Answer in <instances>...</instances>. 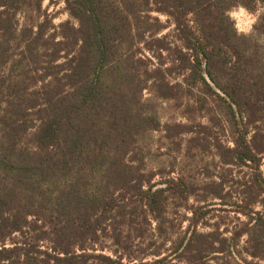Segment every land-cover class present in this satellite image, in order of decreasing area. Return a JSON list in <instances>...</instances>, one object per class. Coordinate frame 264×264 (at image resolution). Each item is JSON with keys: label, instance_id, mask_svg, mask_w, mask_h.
I'll use <instances>...</instances> for the list:
<instances>
[{"label": "trees", "instance_id": "obj_1", "mask_svg": "<svg viewBox=\"0 0 264 264\" xmlns=\"http://www.w3.org/2000/svg\"><path fill=\"white\" fill-rule=\"evenodd\" d=\"M61 1L69 19L57 24L45 0H0V264H175L97 253L95 243L131 197L159 219L169 191L195 196L185 167L196 153L174 161V139L188 134L213 141L220 161L217 173L203 169L206 197H229L227 176L241 181L234 167L249 176L235 201L246 220L230 236L194 230L181 245L189 264H264V14L249 34L231 16L264 0ZM154 12L174 19L181 83L141 57L165 29ZM184 85L200 86L214 120L233 125L232 145L214 139L212 117L199 131L165 120L161 106ZM38 227L46 248L17 237Z\"/></svg>", "mask_w": 264, "mask_h": 264}, {"label": "rangeland", "instance_id": "obj_2", "mask_svg": "<svg viewBox=\"0 0 264 264\" xmlns=\"http://www.w3.org/2000/svg\"><path fill=\"white\" fill-rule=\"evenodd\" d=\"M44 6L56 16L55 23L59 24L69 19L66 5L61 0H55V2L45 0ZM263 14V6H260L257 12H250L244 7L235 8L231 12L238 31L244 34L253 31V26L258 17ZM153 16L160 18L165 25V29L157 36L148 39L147 43L143 45L141 57L148 67L163 69L166 77L173 84L181 83L184 79L182 70L178 64H174V48L181 45L176 36L174 19L159 12H154ZM191 91L184 85V88L178 92L177 97L165 101L160 109L165 120L190 122L195 127V131H199V124L207 123V117L210 121V117L213 118L217 114L216 110L210 111L212 108L208 106L210 105L209 101H212V99L204 93L200 86L193 88ZM209 126L214 127L211 132L215 140L218 138L224 144L232 145L234 127L226 122L224 116L218 115L216 120L213 118V122L209 123ZM175 130L177 131V129ZM203 136L204 134H201V137ZM191 137L192 135L188 134L183 138L184 140H182V137L175 138L173 151L174 161L180 151L185 150L186 152L191 148L192 153H196L187 160L188 163L185 167L186 173L192 176L191 179L198 186L195 196L187 198L175 190L174 193L169 191L164 214L159 219L139 207L134 202L135 197H131L126 207L127 214L117 215L109 220L106 223L107 230L98 235L97 243H95L97 253L124 257L127 260L153 261L154 259L167 257V261L175 264H189L191 256L184 254V246L181 245L184 244L182 241L188 239L194 230L204 233L219 231L230 236L240 226L241 222L246 220L242 214L235 211V201L242 189L240 187L241 183L248 180L249 176L241 178L244 177L245 172L243 170L238 172V169L234 167L233 176L241 181L235 182L231 180V175L227 176L226 192H229V197L225 199L206 197V194H203L205 185V171L203 169L207 167L208 170L213 169V172L216 170L215 173H217L220 168L215 167L220 165V161L216 149L212 146L213 141L192 139ZM262 145L260 144V147H263ZM262 156L264 169V149L262 150ZM168 161H171V159ZM174 163H176L175 167L177 169L183 168V166H180L179 160ZM222 172L225 171L222 169ZM226 174H230V172L228 171ZM176 176L177 173L174 172V177ZM160 179L162 177L157 176L154 181ZM162 186L166 185L163 184ZM228 201H233L234 204L233 202L228 204ZM195 208L198 209V213L194 212ZM261 208L262 206L259 207V209ZM132 210L137 211L139 215L135 220L130 217V211ZM40 226L42 225L40 224ZM17 237L22 241L39 245L42 248H46L51 244L41 227L33 228L24 236L18 235ZM246 239L245 236L241 240V247L246 245Z\"/></svg>", "mask_w": 264, "mask_h": 264}]
</instances>
